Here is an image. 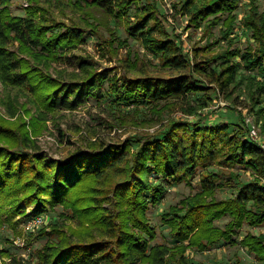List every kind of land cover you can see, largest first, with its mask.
Segmentation results:
<instances>
[{
	"label": "trees",
	"instance_id": "16d2710c",
	"mask_svg": "<svg viewBox=\"0 0 264 264\" xmlns=\"http://www.w3.org/2000/svg\"><path fill=\"white\" fill-rule=\"evenodd\" d=\"M239 1L182 0L181 6L175 7L177 13L187 17L189 26L201 27L203 33L210 35L211 28L220 27V37L194 48L195 57L191 61L169 39L157 21L153 4L147 2L140 8L135 5V21L128 24L126 9L137 0L72 1V7L93 32V10L118 25L127 20L128 34L137 37L150 53L159 57L163 67L191 72L189 76L169 78L142 74L135 78L122 76L118 84L117 78L109 77L105 70L91 71L90 63L80 57L77 60L85 76L70 73L66 77L59 71L53 77L48 71V62L57 60L65 49L81 42L80 27L64 23L45 25L37 12L41 9L34 6L27 7L24 16H13L8 9L10 0H0V82L6 89L27 88L37 99L38 120H45L46 114L56 109H73L82 100L97 97L104 84L121 101L146 100L158 115L162 110L174 108L172 100L204 90L202 81L214 84L225 93L243 83L248 90L254 88L260 97L250 95V98L259 104L264 97V80L239 73L241 69H256L264 74V9L257 14L253 0H249L250 13L243 19V25L250 29L255 48L241 51L226 47L218 53H207L202 60L195 59L203 49L209 52L219 40L229 38L236 24L234 12ZM89 19L94 20L90 23ZM58 26L60 29L53 32ZM115 41L116 36L106 42L112 46ZM234 58L238 61H233ZM132 64L137 66L136 62ZM38 91H45L44 96ZM162 101H165L163 105H159ZM262 110L264 107H259ZM8 113L13 116L15 109L11 108ZM186 114H195V111H186ZM199 122L189 126L171 121L160 135L137 140L132 153L129 143L121 146L94 143L71 152L63 160L26 150L31 148L28 138L0 135V139L9 140V149L0 146V211L10 216L15 209H21V204L33 205L32 216L37 217L46 210L47 204L68 201L67 206L73 209L80 226L77 233L70 235L57 231V243L39 249L36 261L12 256L7 264H138L143 261L164 264L170 249L150 247L154 231L142 216L165 192L163 186L151 184L152 174L188 184L199 167L217 165L219 169H203L198 175L199 190L184 198L180 209L172 207L166 213L162 222L169 226L177 245L187 240L189 246L203 250L221 240L233 242L232 236L244 224L255 227L264 223V152L255 144L229 134L225 125L198 127ZM237 165L247 167L255 178L236 187L234 174L225 173L221 168ZM222 187H234L235 194L218 199L217 190ZM84 201L91 205L76 211L74 207ZM225 218L223 226L216 225V221ZM84 227L87 231H81ZM239 244L257 261L264 262V232L246 233ZM181 248L184 251L185 247ZM183 251L175 258L176 264H192L185 259Z\"/></svg>",
	"mask_w": 264,
	"mask_h": 264
},
{
	"label": "rangeland",
	"instance_id": "374dc122",
	"mask_svg": "<svg viewBox=\"0 0 264 264\" xmlns=\"http://www.w3.org/2000/svg\"><path fill=\"white\" fill-rule=\"evenodd\" d=\"M72 1L74 0H34V2L33 0H10L8 5L13 16H24L25 9L34 6L41 9L37 12L45 25L64 23L80 27L83 35L81 42L65 49L57 60L48 62V71L53 77L55 72L59 71L60 74L67 75L66 77L70 73L85 76L86 72L81 70L78 57L90 63L91 71L105 70L109 77L115 76L118 84L121 83L122 76L135 78L142 74L169 78L182 74L189 76L191 73L188 69L175 70L163 67L159 57L150 53L137 37L128 34L125 28L127 20L118 25L114 20L103 19L102 14L93 10L91 13L95 20L89 19L90 23L93 21V28H95L93 32L85 25L80 13L72 7ZM147 2L155 6L157 21L169 39L180 46L182 53L187 55L190 61L195 57L193 56L194 48L203 47L207 42L215 41L220 37L219 26L211 28L210 35L203 33L204 30L201 27L189 26L187 17L175 10V7L181 6L182 0H137L136 4H131L126 9L128 24L135 21L133 17L135 5L140 8ZM249 2V0H240L237 4L234 12L236 24L229 38L219 40L217 44L210 47L209 52L203 49L201 55L196 56V60H202L203 56L218 53L226 47L241 51L247 47L255 48L256 43L251 37L250 29L243 25V19L250 13ZM253 2L256 13L260 14L264 9V0H253ZM57 29L60 27L52 31L55 32ZM114 36L116 41L112 46H108L106 41L109 42ZM122 42L124 43L121 44ZM15 47L16 44H14ZM233 61H238V58H234ZM134 62L137 66L131 65ZM239 73L244 76L249 75L255 80H264V74L256 69L249 71L241 69ZM195 78L200 79L198 76ZM202 82L201 85L206 87L204 90L172 100L174 108L162 110L159 115L153 111L146 100H140L138 103L121 101L107 90L108 85L104 84L97 97L86 98L73 109H56L47 113L45 120H38L37 99L27 88L6 89L0 82V135L5 134L16 139L28 138L31 148L26 150L36 151L49 159L63 160L71 152L89 148L94 143L120 146L129 143L130 153H132L135 151L137 140L146 136L154 138L160 135L171 121L187 123L189 126L200 121L198 127L225 125L229 134L259 147L252 140L250 130L254 129L259 140L264 142V110L259 111V107H264V97L262 96L259 104L253 103L250 95L256 99L260 96L255 94L254 88L248 90L243 83L225 93L208 81ZM38 92L44 96L45 91ZM164 102H160L159 105H163ZM11 108L15 109L13 116L8 113ZM186 111H195V114L188 115ZM7 141L9 140L0 139V146L9 149ZM260 149L264 152V149ZM203 169L217 170L218 168L217 165L199 167L188 184L158 175L150 176L151 184L161 185L165 190L162 199L154 206H149L142 215L147 225L154 231V238L149 243L150 247L158 245L170 249L169 257H164V264H176L175 258H178L177 255L183 251L181 247H185L183 255L192 264H264L257 261L252 253L239 244V240L246 233L255 235L263 233L264 223L255 227L244 224L232 236L233 242L221 240L206 249L197 250L189 246L187 240L181 243L182 245H177L178 243L170 234L169 226L162 222L172 207L180 209V202L199 190L198 175ZM221 171L234 174L233 183L236 187L251 182L255 178V175L244 166L224 167ZM234 194V187H222L217 190L216 197L229 198ZM82 200L83 198H80V201ZM67 203L68 201L61 204H55V202L53 205L47 204L46 210L37 217L32 216L33 205L21 204V209L19 211L15 209L10 216L1 210L0 264H7L12 256L36 261L39 249L46 244L57 243L59 237L57 231L68 235L77 233L80 230L79 222ZM89 205L91 204L84 201V204L74 209L78 211ZM181 213L179 212V215ZM226 220L227 218L221 219L215 223L223 226ZM84 230L87 231L86 227L81 231ZM138 264H149V262L143 261Z\"/></svg>",
	"mask_w": 264,
	"mask_h": 264
},
{
	"label": "built area",
	"instance_id": "2783aa9c",
	"mask_svg": "<svg viewBox=\"0 0 264 264\" xmlns=\"http://www.w3.org/2000/svg\"><path fill=\"white\" fill-rule=\"evenodd\" d=\"M250 136L252 140L259 145L260 148L264 149V142L259 140L258 134L254 129L250 130ZM38 222H39V219H38Z\"/></svg>",
	"mask_w": 264,
	"mask_h": 264
}]
</instances>
